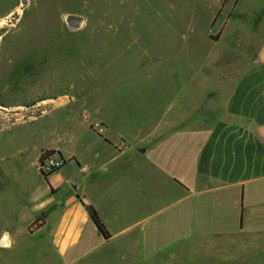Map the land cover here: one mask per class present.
Masks as SVG:
<instances>
[{"label": "rangeland", "instance_id": "1", "mask_svg": "<svg viewBox=\"0 0 264 264\" xmlns=\"http://www.w3.org/2000/svg\"><path fill=\"white\" fill-rule=\"evenodd\" d=\"M70 15L82 19L78 27ZM262 36L264 0H0V233L12 234L0 264H264V234L223 244L216 255L208 240L178 241L174 215L156 242L142 235L131 245L128 229L108 243L85 236L57 255L49 240L67 188L61 182L51 196L33 166L45 145L83 161L97 155L92 121H104L113 141H134L148 109L173 97L180 109V78L197 76L200 62L201 76L224 77L255 55ZM131 116L139 125L128 124ZM129 189L122 183L109 197L118 207L105 210L114 229L129 225ZM42 214L47 226L36 231Z\"/></svg>", "mask_w": 264, "mask_h": 264}, {"label": "crops", "instance_id": "2", "mask_svg": "<svg viewBox=\"0 0 264 264\" xmlns=\"http://www.w3.org/2000/svg\"><path fill=\"white\" fill-rule=\"evenodd\" d=\"M255 51L214 81L201 76L200 62L197 76L179 79L180 109H175L176 97L162 110L148 109L141 134L130 143L121 136L111 140L107 124L99 120L94 121L101 125L99 134L91 128L94 122L88 123L99 152L87 161L74 154L65 157L55 145L37 149L33 166L38 174L44 148L65 161L45 181L51 196L58 194L61 182L69 196L64 207L53 210L59 217L49 245L57 255L84 242L85 236L108 243L128 229L131 245L141 243L142 235L156 242L170 215L183 228L178 241L208 240L216 255L224 253L223 244L264 234V36ZM193 82L197 88L192 92ZM136 118L131 116L128 124L139 125ZM125 182L130 184L129 225L117 230L105 210L110 206L117 213L109 197ZM97 186L93 197L89 190ZM84 205L97 211L109 240L97 231ZM38 217L42 231L49 217ZM4 235L11 243L12 234L6 230L0 239Z\"/></svg>", "mask_w": 264, "mask_h": 264}, {"label": "trees", "instance_id": "3", "mask_svg": "<svg viewBox=\"0 0 264 264\" xmlns=\"http://www.w3.org/2000/svg\"><path fill=\"white\" fill-rule=\"evenodd\" d=\"M99 134V133H98ZM43 153L49 154V155H58L61 160L63 161V163H65V161L63 160V158L60 156L59 153L55 152L54 150H48V151H42L38 157V165L41 164L42 160H43ZM44 180L46 181L48 176H44L42 175ZM85 206V205H84ZM86 210L88 211L90 220L92 222V224L95 226V228L97 229V231L103 236V238L107 241L110 239V234L107 231L105 225L102 223V221L100 220V217L97 213V211L92 207V206H85ZM34 227L36 228V230H38L42 225H43V219L42 217H38L35 221H34Z\"/></svg>", "mask_w": 264, "mask_h": 264}, {"label": "built area", "instance_id": "4", "mask_svg": "<svg viewBox=\"0 0 264 264\" xmlns=\"http://www.w3.org/2000/svg\"><path fill=\"white\" fill-rule=\"evenodd\" d=\"M63 161L56 154L49 155L43 153V160L40 165H38V171L41 175L50 176L51 174L57 172L62 166Z\"/></svg>", "mask_w": 264, "mask_h": 264}, {"label": "water", "instance_id": "5", "mask_svg": "<svg viewBox=\"0 0 264 264\" xmlns=\"http://www.w3.org/2000/svg\"><path fill=\"white\" fill-rule=\"evenodd\" d=\"M67 22L69 25H71L73 27H78L80 25V23L82 22V19L78 16L70 15L67 18ZM8 245H9V242L7 241V235H4L0 239V246L1 247H7Z\"/></svg>", "mask_w": 264, "mask_h": 264}]
</instances>
